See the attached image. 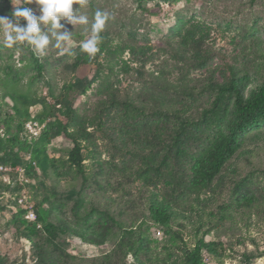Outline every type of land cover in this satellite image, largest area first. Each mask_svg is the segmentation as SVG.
Segmentation results:
<instances>
[{
	"label": "rangeland",
	"instance_id": "rangeland-1",
	"mask_svg": "<svg viewBox=\"0 0 264 264\" xmlns=\"http://www.w3.org/2000/svg\"><path fill=\"white\" fill-rule=\"evenodd\" d=\"M26 6L39 15L36 3ZM78 7L80 13L88 16V25L74 27L65 20L60 21L72 31L70 54L56 48L54 39L43 56L26 42L7 47L0 31V96L6 93L8 97L5 99L8 106L0 101V154L5 138L13 132L17 120L10 99L20 104V112L27 106L28 116L35 119L28 121L29 125L35 124L37 131L46 130L45 139L37 145L42 148V156L31 172L33 178L24 173L26 164L35 161L27 152L31 146H14L13 162L2 165L6 170L0 171V264H37L34 244L44 242L40 236L33 237V244L25 236L29 234V228L17 224L11 216L17 207L24 206L25 210L29 206L35 207L45 220L58 215L75 228H97L93 225L104 228L101 223L96 224L97 214L92 220H86L83 215L92 195L114 199L116 203L111 204L112 210L120 212L121 219L128 226L136 225L134 223L142 219L140 182L134 176L122 177L123 173H132L141 160L116 151L109 141L115 136L110 120H118L122 108H110L104 114L106 111L99 103L109 101L107 93L112 91L120 99L129 98L144 106L153 107L162 102L191 107L190 102L195 105V100L196 105L205 103L206 96L200 92L203 83L215 76L224 78L228 67L242 77L245 89L264 82V0H84L82 5L78 0V5L73 4V8ZM97 10L110 14L101 35L114 50L98 52L90 58L81 45L91 35V23ZM13 11L11 0H0V16L12 18ZM20 23L25 25L26 21L21 19ZM40 27L42 31H51L48 25ZM189 33L192 36L190 41L184 40ZM31 54L44 65L41 75L35 74L31 66ZM154 81L169 83L178 89L193 88L196 90L194 98L181 92L160 90ZM71 112L91 133L89 147L94 149L93 156L86 148L82 149L84 162L98 161L103 163L105 171L113 169L108 175L98 172L97 183L90 182L89 186L82 185L81 177L67 166V152L72 143L59 131ZM190 112L194 114L195 110L190 108ZM99 118L106 122L98 121ZM131 123L142 140L148 136V127L160 126L153 115H134ZM263 139L264 124L253 127L242 137V142L244 146H250L264 142ZM201 147L200 142L191 140L185 150L188 156H194ZM179 159L183 165L187 164L185 159ZM234 163L236 161L232 159L224 167L217 182L227 183ZM238 163L242 174L252 171L242 162ZM169 165L174 169L177 166L173 159L169 160ZM261 166L264 168V158ZM257 175L253 176L257 185L255 190L264 186V173ZM12 178L22 188L20 197L15 193L16 189L7 190L1 185L11 184ZM221 190V198H225V186H221ZM82 192L83 201L79 204L77 217L71 208ZM45 195L55 200L60 207L58 211H49L47 204L41 202ZM143 223L144 233L150 240L149 247L160 250L162 246L181 245L179 239L164 234L161 228L148 221ZM40 225L41 228L43 220ZM110 232L113 234L111 240L101 245L85 242L76 234L56 236L52 240L57 246L54 252L66 260L74 257L72 264H86V260L111 249L120 232L116 228ZM183 239L192 242L187 240V235H183ZM206 240L216 242L217 253L222 259L219 263L203 253L206 264H264V221L253 219L245 229L224 224ZM244 254L254 257L248 263ZM125 259V264H137L131 255Z\"/></svg>",
	"mask_w": 264,
	"mask_h": 264
},
{
	"label": "trees",
	"instance_id": "trees-1",
	"mask_svg": "<svg viewBox=\"0 0 264 264\" xmlns=\"http://www.w3.org/2000/svg\"><path fill=\"white\" fill-rule=\"evenodd\" d=\"M191 37L189 33L184 40L190 41ZM113 48L106 38H102L100 53L114 50ZM29 61L35 74L41 75L44 65L39 58L31 54ZM154 85L163 91L185 93L189 98H194L196 92L193 88L178 89L175 85L159 81H154ZM200 92L206 96L205 103L196 105V100L193 99L195 105L190 102L191 107L188 105L177 107L162 102L150 107L139 105V102L129 98L120 99L112 91L107 93L109 101L107 103L101 101L100 107L105 111L110 108H122L118 120H110L115 136L113 135L109 141L116 151L125 152L141 160L140 165L132 173H123L122 177L126 179L134 176L140 182L142 219L135 222L136 225L128 226L121 219L120 212L112 210L111 204L116 203L114 199L92 195L88 200V210L83 215L86 220H92L93 215L97 214L96 224L101 223L104 228L96 225L93 226L97 228L92 230L86 227L75 228L58 215L54 219L48 217L45 220L35 207L32 209L36 214V221L30 222L24 217L26 213L24 206L17 207L11 216L17 224L29 228V234L26 233L25 236L31 241L33 237L39 236L44 239L39 245L32 241L37 253L35 260L37 264H72L74 257L66 260L54 252L57 246L52 240L56 236L76 234L75 236L85 242L101 245L111 240L113 234L110 229L115 228L120 232V236L111 249L105 254L86 260V264H125L127 255H131L137 264H206L202 258L203 253L221 263L216 242L206 240L207 236L211 233L216 234L224 224L234 229H245L253 219L264 221V186L255 190L254 186L257 185L253 181L254 175L264 173L261 166L264 142L253 143L250 146H244L242 142V137L253 127L264 124V82L245 89L242 77L228 67L224 78L220 76L210 78L203 83ZM7 98L6 93L0 96V101L5 106H8L5 101ZM10 100L17 120L13 132L5 138L0 154V165H6V162L12 161L15 157L12 153L14 146H31L30 150L27 148V152L35 161L33 164L31 161L30 164L29 162L26 164L24 173L26 177L33 178L34 174L31 172L34 165L40 163L42 156V148L37 145L45 139L46 130L42 128L38 130L37 135L30 134L25 125L35 119L28 116L27 106L20 112V104L16 100ZM190 108L195 110L194 114L190 112ZM107 113L106 111L104 114ZM134 115H153L157 117L160 126L148 127V136L142 140L141 135L132 128L131 121ZM98 121L106 122L101 118ZM59 132L72 143L67 152V166L81 177L82 185L89 186L90 182L94 181L97 183L98 172L108 175L113 171L108 168H106L108 171H105L103 163L98 161L84 162L82 149L86 148L88 154L93 156L91 152L94 149L89 147L92 143L91 133L73 112L69 114L67 123ZM191 140L202 144L194 156H188L185 150ZM179 158L185 159L187 164L183 165ZM171 159L175 160L177 165L175 169L169 165ZM232 159L236 163L231 167L232 174L228 177L227 183L217 182L224 167ZM238 162H242L252 171L242 174ZM11 164L13 167L17 165ZM12 173L9 174L13 176ZM12 181L11 184L14 183L13 178ZM11 184L1 185L7 190L16 189L15 193L20 197L21 186L14 183L13 187ZM221 186L226 188L225 198H221L223 192ZM54 201L48 195L41 199L51 212L60 208ZM82 201L83 192L71 208L77 217ZM41 220L43 226L40 228ZM145 221L161 228L164 234L173 235L180 240L181 245L162 246L160 250L149 247L150 240L144 233ZM183 235H187V240L191 239L192 242L184 241ZM218 246L221 247V243ZM243 257L245 262L249 263L254 256L244 254Z\"/></svg>",
	"mask_w": 264,
	"mask_h": 264
},
{
	"label": "clouds",
	"instance_id": "clouds-1",
	"mask_svg": "<svg viewBox=\"0 0 264 264\" xmlns=\"http://www.w3.org/2000/svg\"><path fill=\"white\" fill-rule=\"evenodd\" d=\"M11 2L14 6L12 18L0 16V31L3 32L7 47H13L17 42H26L43 56L54 39L56 48L70 54L72 31H69L60 21L65 20L66 24L74 27L89 24L88 16L80 13L79 7L73 8V4L78 5V0H26V2L11 0ZM31 3L39 6V15L26 6ZM83 3L84 0H79V4ZM110 18V14L106 11L97 10L94 13L91 35L81 45L82 50L90 58H94L100 51L101 33ZM21 19L26 21L25 25H21ZM41 25H48L51 31L48 29L42 31Z\"/></svg>",
	"mask_w": 264,
	"mask_h": 264
},
{
	"label": "built area",
	"instance_id": "built-area-1",
	"mask_svg": "<svg viewBox=\"0 0 264 264\" xmlns=\"http://www.w3.org/2000/svg\"><path fill=\"white\" fill-rule=\"evenodd\" d=\"M33 125L34 126L29 125V123H26L27 131L32 135H37V133H38L37 127L35 124H33ZM1 170H6V167L0 165V171ZM24 217L26 220H28L30 222L36 221V214H35L34 210L31 208V206H29V208L26 209V213H25ZM37 226H39V224Z\"/></svg>",
	"mask_w": 264,
	"mask_h": 264
}]
</instances>
